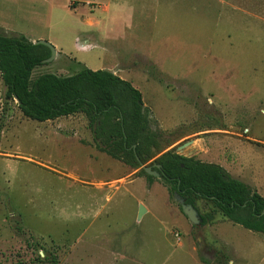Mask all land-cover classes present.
I'll use <instances>...</instances> for the list:
<instances>
[{
	"label": "rangeland",
	"instance_id": "rangeland-1",
	"mask_svg": "<svg viewBox=\"0 0 264 264\" xmlns=\"http://www.w3.org/2000/svg\"><path fill=\"white\" fill-rule=\"evenodd\" d=\"M0 35L57 50L31 82L83 68L130 82L163 152L264 198V0H0ZM139 170L97 150L82 114L24 117L0 76V264H264V234L219 213L193 226Z\"/></svg>",
	"mask_w": 264,
	"mask_h": 264
},
{
	"label": "trees",
	"instance_id": "trees-1",
	"mask_svg": "<svg viewBox=\"0 0 264 264\" xmlns=\"http://www.w3.org/2000/svg\"><path fill=\"white\" fill-rule=\"evenodd\" d=\"M49 56L47 47L34 45L23 36L0 35V76L6 98L17 100L24 117L46 122L82 114L97 150L140 169L138 175L144 176L148 185L155 177L141 166L153 160L152 170L160 174L171 195H178L197 211L198 201L211 203L212 210L200 214L202 226L212 223L214 213H219L235 225L264 234V198L219 165L173 150L163 152L159 133L150 127L141 93L130 82L110 71L88 68L66 77L43 74L31 82L33 70Z\"/></svg>",
	"mask_w": 264,
	"mask_h": 264
},
{
	"label": "water",
	"instance_id": "water-1",
	"mask_svg": "<svg viewBox=\"0 0 264 264\" xmlns=\"http://www.w3.org/2000/svg\"><path fill=\"white\" fill-rule=\"evenodd\" d=\"M34 45H43L45 47H47L50 50V56L43 60L41 63L42 64H48L53 62L56 57H57V50L48 42L40 40V41H36L33 43ZM17 102V100H15ZM158 169L160 168V165H155ZM141 169H143L145 171V173L149 176H153L157 179H161L160 178V174L157 171H153L152 167L150 165H142ZM176 201L178 202V204L181 207V211L184 214V216L189 220V222L193 225V226H199L202 224V218L201 215L199 214V212L195 209V207H193L191 204H187L185 202L184 199H182L181 197H179L178 195L175 196ZM143 207H140V212L139 215H142L143 213Z\"/></svg>",
	"mask_w": 264,
	"mask_h": 264
},
{
	"label": "crops",
	"instance_id": "crops-1",
	"mask_svg": "<svg viewBox=\"0 0 264 264\" xmlns=\"http://www.w3.org/2000/svg\"><path fill=\"white\" fill-rule=\"evenodd\" d=\"M56 120H58V119H56Z\"/></svg>",
	"mask_w": 264,
	"mask_h": 264
}]
</instances>
